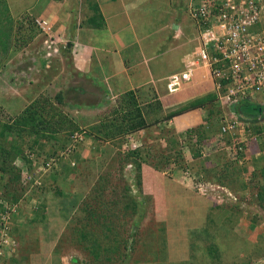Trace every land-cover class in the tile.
<instances>
[{
  "label": "crops",
  "instance_id": "0c3cea01",
  "mask_svg": "<svg viewBox=\"0 0 264 264\" xmlns=\"http://www.w3.org/2000/svg\"><path fill=\"white\" fill-rule=\"evenodd\" d=\"M36 1L37 4L22 0V6L17 8L16 0H11L9 12L39 13V19L46 20L52 28L53 38L36 32L30 45L24 48L25 61L20 63L31 69L30 82L17 83L20 77L12 80L9 76L15 82L13 86H34L38 97L51 93L57 86H64L61 90L64 96L66 92H74L76 86H100V102L83 110L95 123L105 115L100 106H106L107 92L113 105L117 103L115 99L131 90L137 92L141 106L160 102L162 109L149 113L158 119L153 126L134 133V140L141 144L146 155L176 153V147L168 146L173 138L184 140L189 130L207 131L214 123L217 130L206 133L204 141L219 137L220 115L219 118L215 113L205 115L201 108L206 107L205 100L199 103L200 109L196 106L169 117L179 108L215 93V82L206 68H200L197 76L179 91L170 94L167 90V78L181 72L183 59L193 52L194 34L184 8L186 0ZM168 42L176 45L169 46ZM13 48L10 51L17 50ZM13 55L14 51L10 57ZM0 71L8 74L7 67ZM262 100L259 95L237 114L257 129L264 126V121L259 122L263 115L253 113V106ZM213 143L220 147L219 143ZM198 150L200 157L194 155ZM204 150L200 145L192 152L193 162L184 165L168 160L156 165L144 163L142 235L123 264H264V210L259 206L251 208L255 216L251 219L246 218L247 213L233 217L230 205L220 207L219 211L209 196L195 189V182L203 186L212 181L208 178L217 176L214 168L221 164L219 156H225L218 154L216 158L206 155ZM207 169L211 176L207 175ZM188 173L193 181L187 179ZM230 239L233 245L241 247V254L235 255L230 250ZM222 242L224 247L219 245ZM252 251L254 254L250 255Z\"/></svg>",
  "mask_w": 264,
  "mask_h": 264
},
{
  "label": "rangeland",
  "instance_id": "374dc122",
  "mask_svg": "<svg viewBox=\"0 0 264 264\" xmlns=\"http://www.w3.org/2000/svg\"><path fill=\"white\" fill-rule=\"evenodd\" d=\"M21 1L22 0H16L17 8L22 6ZM28 1H33L37 4L36 0ZM10 2L11 0H0V57L2 56L0 58V69L3 66L7 67L8 73L7 75H4V73L0 71V133L1 131H3L2 127L4 125L11 124L12 130H10V132H14L18 136H24L25 140H28L29 143L30 141H38V139L39 142H41L39 136H37L38 134L36 132V129L39 128V130H41L40 128H46L44 129V131L48 133V137L45 139H41L42 142H47V145L44 147V150L46 151L45 154L55 151L54 157H59V164L54 166V169L50 170L47 173L48 175L45 178V182L42 184V186L39 187L40 189L38 191L35 190L33 192H27L24 195L25 198L22 201V206L18 207L20 216L17 220L16 226L19 228L25 227L24 229L26 230V233L20 243V250L18 251V253H16L17 255H15V257L18 260V264H20V262L21 264H82L81 262L90 264V262H94L93 256L89 252L93 248V245L91 244L92 242H89V239H81L82 237H80L78 233L76 235L78 229L82 230L81 226L84 225L82 221H84L83 218L85 213H83L82 210L86 208L84 207L85 205L89 204L92 210L95 211L96 215L93 216V218L95 219V221H100V223L95 224V228H98L101 225L105 224L108 220L106 216H109V221L114 224V231L116 230V228L119 229V232L121 231L125 238L133 234L136 230V223L141 217L143 208V200L140 196V185L136 181L139 171L137 172V175L134 176L131 169L132 162L137 157L132 155V161L128 157L130 155L129 146H131L127 139L128 136H130L129 134L109 141H97L96 138H93L96 136L95 134H93V126L96 123L92 119L91 115H85L83 110L86 109V104L90 106V104L92 103L94 104L100 102V86H76L74 92H72L73 90L69 92V94L66 92L63 105L59 103V100H57L56 96L58 92L63 90L64 86H57L51 93H45L42 97H38L39 94L34 90V86H13L15 82H11L10 77H12V80L20 77L19 79L21 81H17V83L30 82L31 69L28 66L25 67L20 63H23V60L25 61V56L23 55V53H25L24 48L30 45V30H34L35 32L38 31L39 34H42V32L39 30L36 24V20H39L38 18H40L39 13H36L35 11H24L23 14H12L8 9ZM36 11H38V9ZM8 13L10 17L8 16ZM188 22L189 26L195 31V23L190 20H188ZM8 40H10L11 42L6 45V42ZM168 45L175 46L176 43L168 42ZM13 47H17V50H12L14 51V55L13 57H10L12 55V51L10 50ZM4 49H6V53L4 52ZM16 58L19 59V65H17ZM23 70L25 72H22ZM15 73L17 75H15ZM97 84L100 85V82H97ZM72 95H74L75 97L71 98ZM43 97L46 100H44L43 103L47 104L42 105V107L38 105V109L40 111L38 114L34 115V122L33 120L28 119L22 125L24 126V128L21 129L20 127L19 129V127L16 125L17 118L21 116V114L28 108V106H31L33 102L40 100ZM213 97L214 94L208 93L204 97L197 99L195 102H192V104L197 103L198 101L200 102V100H205L204 106H206V108H204V114H210L211 112L207 111H210L212 109L211 104L212 102L214 103L216 101H214ZM118 100L119 99H115V102H118ZM75 103L78 105H82V107L79 109L78 107L74 106ZM112 104L114 103H111V105L109 106L104 105L103 114L113 112ZM60 107L65 113L69 114L70 116L75 115L78 120H80V127H83V129L87 128L91 134L89 139L86 140L84 146H76L77 153L79 155H75L70 159V161L68 160L69 157L62 155V152L66 148L62 150L60 148H62L63 144L66 142L62 141V138L64 137L65 140H68V138H70L72 140L71 137L73 135V132L71 130H61L58 134H55V132L53 131V126L49 125L51 124V121L50 123L45 122V120H50V118L48 117V112L51 109H55L53 110L52 114H57L58 108ZM36 108L37 107L34 106L33 110L35 111ZM196 109H200L199 105L198 107H196ZM37 115H39V117H37ZM80 115L84 117L82 121ZM116 115V117H120L121 114ZM38 118L44 119V122L47 125L42 124L40 127H38ZM147 119H153L149 120L148 122L155 123L154 121L156 120V117L151 115ZM40 124L41 123H39V125ZM216 130L217 127L212 124L207 130V133L209 134ZM4 136L7 137L8 135L4 134ZM58 136H62L60 137L61 139H59ZM65 136L68 138L66 139ZM197 136V134H194L192 138H197ZM8 140L10 141L11 139ZM211 142H220L221 144L224 143V141L220 137H217V139L214 141H208L207 147H204V152L206 155L208 154L211 156L212 154L217 158L219 154V146H213L214 143L212 144ZM253 142V144H246L248 149L252 150L255 148L254 145H256L257 143H255V141ZM209 143L212 145H209ZM137 145L141 146L139 142H137ZM234 145H237L236 139L234 140V142H232L231 147L234 148ZM36 148L38 149L37 145ZM177 150L180 151V149ZM244 150L245 149L243 148V151ZM260 150L264 151L263 141H261L260 143ZM181 152H183L182 155L180 153L179 155L172 152V157L169 156V152H162L158 154L152 153L149 155L141 153L142 155L139 156V158L148 165H156V163L158 162L163 164L165 163L164 161L168 159H172V161H168V163L175 161L177 165H184L186 164V162H193L192 160H194V157L191 151L187 150V148L184 147ZM225 152L226 154H228V156L223 157L220 155L218 158V162L221 164L214 168L216 170L217 176H211V172H209V169H207V175L211 176V178L208 179L212 181H209L206 184L209 187L207 191L210 190L211 193L209 194L206 192L205 194L207 196H212L211 194H213L215 197L218 196L216 202H212V204L213 206L215 205V208L218 207L219 211H221L220 207L224 206L222 200L220 199H224L228 195V192L232 190V187H230L231 185L228 183L231 180L228 181L230 177H228L229 173H227V170H225L227 169L226 165H228L229 162L231 163V161L233 163H236L237 165H235V170H233V168H229L230 170H233V172H237L238 175H241L243 178H245L246 175L244 169L252 167V161L250 158L247 160L244 159L242 161L238 160V155H236L237 152H235L234 155L230 151V147L228 146ZM143 153L145 152L143 151ZM38 157L40 158L39 162L41 164V167L44 166V161L46 160L45 155L41 154ZM79 158L81 159V161H79ZM179 158L184 162H181ZM259 160L260 159L257 160V163H259ZM16 163L17 166H20L21 162L17 161ZM73 163H75V165H73ZM69 167L74 169V171L68 174V169L66 168ZM204 167L205 166H203V168ZM45 169L47 168L45 167ZM190 170L189 172L192 171ZM218 173L220 174V176H218ZM231 176L234 177V175ZM189 177H191V175ZM191 178L187 179L193 181ZM186 182L188 183V181ZM224 182L226 183L224 184ZM200 194L202 195V192ZM235 196L237 200L231 199L228 201V204L225 205H230L229 203L232 202L235 205L232 208L234 212L238 207H241V210L239 211L244 210V214L247 213L246 218L248 217L250 219L254 217V212L253 210H251V208L255 209V207L257 206L253 204L250 195H247L246 193L243 195L242 193L240 195L241 198L239 194ZM75 198L81 199H79V201H77L75 205L74 211L78 213L74 217L72 215H69L65 207H67V205L69 207L71 203L67 202H73ZM84 200H86L87 202L83 203ZM241 201H243V203H241ZM134 202L136 203L135 205ZM40 204V208H43L41 209V211L44 210L43 213L47 217L46 222L48 228H50V231L54 230L58 233L49 241L45 240V230L42 227V224H34L32 222V220L36 216L35 214H37V212L39 211ZM0 205L5 207L8 205V203L5 201V198H0ZM246 206H248L247 210ZM108 207H110L111 209L110 212H107L106 208ZM229 207L231 208V205ZM71 216L73 217L72 219H70ZM218 216L219 215H217V217ZM76 218H78L79 223H75ZM29 222H31L30 225ZM138 229H140V226L138 227ZM89 231L96 232L97 230L94 229L93 226H91ZM82 232L84 231L82 230ZM141 232L142 229H140L139 232L140 237L142 235ZM17 236L19 237L18 234ZM129 240L130 242H132V239ZM219 245L220 247H224L223 242ZM228 246L233 254H241V247L236 243L233 245L232 239H230ZM253 254L254 252L252 251V254L250 255ZM74 259H76L77 262L73 261ZM121 264L123 263L121 262Z\"/></svg>",
  "mask_w": 264,
  "mask_h": 264
},
{
  "label": "trees",
  "instance_id": "16d2710c",
  "mask_svg": "<svg viewBox=\"0 0 264 264\" xmlns=\"http://www.w3.org/2000/svg\"><path fill=\"white\" fill-rule=\"evenodd\" d=\"M8 16H9V13H8ZM36 32L34 30H30V41H32L34 37L37 35ZM9 42L11 41L8 40L6 42V45H8ZM109 95H110L109 92H107V94H105V97H104V101L106 105L108 104L111 105L112 103L111 99L110 100L107 99V96ZM56 97H57V100H59V103L63 105V101L65 99L64 93L60 91L57 93ZM44 100L45 99L43 97L40 100L33 102L34 104L32 103L31 106H28V108L24 110L21 116L17 118L16 125L19 127V129L20 127L21 129L24 128V126L22 125L28 119L33 120L34 122V118H35L34 115L38 114L40 111L38 109V105L42 107V105L47 104V103H43ZM139 100L140 99L137 96V92H135L134 90L133 91L131 90V91H128L122 94L118 102L115 105L112 104L113 112L103 115L100 118V121L93 126L94 127L93 134H95L96 136L93 137V134H92V137L96 138L97 141H104V140L109 141V140H115L116 138L127 135V134L133 136L134 133L137 134L143 130L149 129L151 127L150 125L154 123H150L148 121L153 120V119H146L145 114L148 115V118H149L150 117L149 113L158 112L159 109H162L161 103L156 102V105L154 106L152 105L141 106L139 103ZM199 103L202 104L203 101L200 100V102L198 101L197 103H194V104L189 103L181 107L179 110L171 113L169 117H172L174 115L181 113L182 111H187L198 105H201ZM94 105L95 103L90 104V106L86 104V109L93 108ZM34 106L37 107L35 111L33 110ZM74 106L78 107L79 109L82 107V105H78L76 103L74 104ZM100 107L101 109H103L104 106H100ZM239 108L240 106L237 107V109ZM53 110L55 109H51L48 112V115H49L48 117L50 118V120H45V122L50 123L51 121V124L49 125L53 126V131L55 132V134H58L61 130L62 131L71 130L73 133H75V131H79V132L85 131L86 140L89 139L91 135L89 130L87 128L83 129V127H80V120H78V118L75 115L70 116L69 114L65 113L61 107L58 108L57 114H52ZM116 114H121V115L120 117H116L117 116ZM37 117H39V115H37ZM80 117L82 121L84 117L81 115ZM157 120L158 119L156 118L155 121ZM45 122H44V119H39L38 127H40L42 124H46ZM39 123L41 124L39 125ZM3 127H2L3 131H1L0 133V198H5V201L8 203V206L16 210L15 213L13 212L12 214L13 220L10 222L11 224L10 235L12 238H14V240H16L18 244L17 245L18 247L16 249V253H18V251L20 250V246H21L20 243L23 239V236H25V233H26V230L24 229L25 227L19 228L16 226L17 220L19 219V216H20L18 212V207L22 206L21 205L22 201L25 198L24 195L27 192H30V191L33 192L35 190L38 191L40 189L39 187L42 186V184L45 182V178L48 175L47 173L50 170L54 169L53 168L54 166L59 164V157H54L55 151L45 154L46 151L44 150V147L47 145L46 144L47 142H42L41 139H45L48 137V133L44 131V129L46 128H40L41 130H39V128L36 129V132L38 134L37 136H39L41 142H39V139H38V141L37 140H35L34 142L30 141L29 143L28 140H25L24 136H21V135L18 136L16 135V133L10 132V130H12L11 124L10 125L6 124ZM250 128L254 132V136L250 137L251 139H248V142L249 141L252 142L253 141L252 138H256V137L257 138L260 137L263 140L264 133L261 132L262 131L261 127L260 129H257V128H253L250 126ZM206 133H207L206 130L193 129L188 132L187 137H184V140H180V139L178 140L176 138H173L169 142V145L172 147H176V149H180V151L176 150V154L180 153L182 155L183 152L181 151L184 149V147H186L188 150L194 153V151L198 149L199 145H201L202 148L208 145L204 141L205 140L204 137L205 135H207ZM4 134H7L8 136L5 137ZM194 134L198 135L197 138H192ZM219 135H220L219 137L226 144H231V138H229V136H225L224 134H219ZM62 136H58V138L61 139L60 137ZM65 138L67 139L68 137L65 136ZM8 139H11V140L9 141ZM62 141L64 142L66 141V142L63 144V147L60 148L61 150L67 148L66 146L67 145L69 146L71 143L70 138H68V140H65L63 137ZM217 143H219L220 145V147H218L220 148L218 149L220 150L218 153L228 156V154H226L225 152V149H222L223 143L221 144L220 142H217ZM244 144L245 143L238 141L239 146L241 145L245 147ZM36 145L38 146V149L36 148ZM84 145L85 144H82V146ZM142 150L143 149H139L133 152H129L130 155L128 156L130 160H131L132 155L137 157L136 159L133 160L131 169H132V173L134 176H136L137 172L139 171L136 181L140 185L141 198L144 197V190H143L144 188H143V183H142V168H143L144 162L139 158V156L144 154ZM256 150L258 151L255 152ZM200 153L201 152L198 150V153H195L194 155L200 157ZM41 154H44L46 157L45 158L46 160L44 161V167L47 168V171H44V170L39 171L41 164L39 162L40 158L38 156H40ZM255 154H257V156H255ZM75 155H79V154L75 153L74 155H71L68 160L70 161V159L73 158ZM249 158L252 161V167H248L244 169V172L246 173L245 178H243L241 175H238L237 172H233V170H235L236 168L235 166L237 165L236 163H233L231 161V163L229 162L228 165H226L228 173H229L228 177H230L228 181L231 180L230 182L228 181L227 182L231 185L230 186L232 187L231 192L233 194L235 195L239 194L240 196L242 193L243 195L246 193L247 195H250V198L252 199L253 204L261 207L264 210V152L261 151L259 147L255 145V148L252 149L251 152L248 151V152L238 153V160L242 161L244 159L247 160ZM258 159H260L259 163H257ZM17 161H20L23 164L24 169H21L19 166L16 165ZM79 161H81L80 158H79ZM168 161H172V159H168ZM254 161H255V164H254ZM49 162H52L53 164L51 166H48L47 164ZM229 167L233 168V170H230ZM66 169H68L67 170L68 174L74 171V169H72L71 167L66 168ZM260 169L263 171H261ZM231 175H234V177H232ZM225 183L226 182H224V184ZM79 199L81 198H75L73 202L71 201L67 202V203H71L69 207L67 205L68 208L65 207L69 215H72L75 217L76 214L78 213V212H75L74 209ZM86 202H87L86 200L83 201V203H86ZM241 203H243V201H241ZM135 204L136 203L134 202V205ZM223 204L225 206V204H228V202L225 201ZM229 204L231 205V208L229 207L230 210L234 212L232 210L233 206H235L234 203L230 202ZM142 206H143V203H142ZM40 207H41V204L39 206V211L37 212V214H35L36 216L34 217L32 222L34 224L36 223H39L40 225L42 224V227L45 230L44 232L45 240L49 241L51 238L56 236L58 233L55 232L54 230L50 231V228H48L47 222H46L47 217L43 213L44 210L41 211V209L43 208H40ZM84 207H86L84 210H82V212L85 213L84 218H83L84 221H82L84 225H82L81 223L82 225L81 228L84 232H82L81 229L80 230L78 229V231L76 232V235L78 233L79 236L82 237L81 239H87V240L89 239L90 240L89 242H92L91 244L93 245V248L89 252L93 256L94 262H90V264H121V262L126 263L129 257L131 256V254L135 251L136 244H138V241L140 238L139 237L140 229H138V227L140 226L141 228V220L143 218V208H142L141 217L140 219H138V222L136 223L135 232L131 234L129 237L125 238L123 233L121 231L119 232V229L116 228V230L114 231V224H112V222L109 221L110 220L109 216H106L108 220L106 221V223L104 222L105 224L101 225L98 228H95V224L100 223V221H95V219L93 218V216L96 215L95 211L92 210L89 204L85 205ZM108 208H106L107 212H110L111 209L110 207ZM6 210H7V206L5 207V206L0 205V215L4 213ZM239 210H241V207H238L232 216L233 217L236 215L238 216L239 214L243 215L244 210L243 211H239ZM72 216L70 219L73 218ZM30 223L31 222H29V225ZM75 223H79L78 218L75 219ZM91 226H93V228L96 229L97 231L96 232L89 231ZM17 234L19 235V237L17 236ZM0 235H1V232H0ZM129 239H132V242H130ZM16 253L10 259L11 264H18V260L15 257V255H17Z\"/></svg>",
  "mask_w": 264,
  "mask_h": 264
},
{
  "label": "built area",
  "instance_id": "2783aa9c",
  "mask_svg": "<svg viewBox=\"0 0 264 264\" xmlns=\"http://www.w3.org/2000/svg\"><path fill=\"white\" fill-rule=\"evenodd\" d=\"M184 8L189 20L196 25L197 34L193 38V52L183 59L184 69L169 78L168 89L179 91L183 84L197 76L200 68H207L217 80V88L223 91L214 109L218 118L220 115L221 134L247 144L254 132L248 121L235 111L242 103L255 101L259 95L264 99V0H186ZM37 24L45 32L52 30L46 20H38ZM263 121L264 115L259 122ZM71 138L63 156L77 153L76 146L86 142L85 131L76 132ZM127 139L130 151L141 147L132 136ZM252 139L256 146L259 145L257 137ZM230 151L238 155L243 146L234 145ZM19 167L24 169L22 163ZM40 170L47 171L44 166ZM207 189L205 186L200 188L203 193H210ZM15 211L7 205V210L0 215V264H11L10 259L18 247L10 235V222Z\"/></svg>",
  "mask_w": 264,
  "mask_h": 264
},
{
  "label": "clouds",
  "instance_id": "9594fccd",
  "mask_svg": "<svg viewBox=\"0 0 264 264\" xmlns=\"http://www.w3.org/2000/svg\"><path fill=\"white\" fill-rule=\"evenodd\" d=\"M39 19V18H38ZM40 21H42V20H44V19H39ZM37 21L38 20H36V24H37ZM37 27L39 28V30L42 32V34H44V35H47V36H50L51 37V39L53 38V30H51L50 32H45V31H43L39 26H38V24H37ZM192 29V28H191ZM192 32H193V34L195 35V34H197V27H196V30L194 31L193 29H192ZM207 69V68H206ZM208 70V69H207ZM209 71V70H208ZM210 73V72H209ZM175 74H177V73H175ZM174 74H172L171 76H173ZM211 75V74H210ZM171 76H169L168 78H167V90H168V92L170 93V94H173V93H175V92H170L169 91V89H168V85H169V78L171 77ZM212 77V76H211ZM213 78V80H214V82H215V93H212V94H214V97H213V99H214V101L216 100H218L219 98H220V96L223 94V91L221 90V89H219V88H217V86H218V84H217V80H215V78L214 77H212ZM194 79V78H193ZM192 79V80H193ZM188 83H190V82H188ZM188 83H185V84H183V85H186V84H188ZM182 85V86H183ZM109 97H111V95H109ZM111 99V98H110ZM216 101L214 102L215 103V105L214 106H212L211 108V110L210 111H207V112H211L210 114H213V113H215L216 114V110H214V109H216L217 108V104H216ZM213 102H212V104H214ZM211 104V105H212ZM247 104L248 103H242L241 105H240V108L239 109H237V111H235V113L236 114H240L238 111L240 110V109H243L245 106H247ZM220 107V106H219ZM203 108V107H202ZM251 113H252V111H251ZM253 113H260V114H262V115H264V99L262 100V102H261V104H257V105H254L253 106ZM260 119V118H259ZM214 125H217V123H214ZM221 126V125H220ZM77 132H79V131H77ZM261 132H263L264 133V126H263V124H262V131ZM76 133V132H75ZM74 134V133H73ZM220 134H221V127H220ZM130 136H132V135H130ZM220 136V135H219ZM134 139H135V137H134V134H133V136H132ZM230 138V137H229ZM259 138V139H258ZM257 138V140H258V144L259 145H257L258 147H259V149H260V143H261V141H263L264 142V134H263V140L260 138V137H258ZM235 140V139H234ZM234 140L233 139H231V144H226L225 142L223 143V149H225V151H226V148H227V146L228 147H230L231 148V145H232V142H234ZM86 143V142H85ZM84 143V144H85ZM248 143H252L253 144V142H251V141H249ZM236 144H238V141H236ZM255 146V145H254ZM244 149L245 148H247V149H245L243 152H248V151H250V149H248V147L246 146V143H245V147H243ZM139 149H142V147H139ZM138 149V150H139ZM252 151V150H251ZM250 151V152H251ZM129 152H131V151H129ZM133 152V151H132ZM264 152V151H263ZM228 153V152H227ZM171 164H173V162H170ZM17 165V164H16ZM171 170H173V168H171ZM189 174V176L191 175L190 173H188ZM186 176V175H185ZM191 177H192V175H191ZM191 177H188V178H191ZM192 180H193V177L191 178ZM201 184H199L198 183V181L197 182H195V184H194V187H195V189L199 192V193H201L202 192V195H206L205 193H203V191H201L200 190V188H201ZM203 186H205V187H207V188H209L208 187V185H204L203 184ZM210 190H208V192H209ZM211 193V192H210ZM209 193V194H210ZM209 197L211 198V200L213 201V202H216V200H217V197H215V198H213L212 196H210L209 195ZM231 199H233V200H237V198H236V196L231 192V191H229L228 192V195L224 198V199H220V200H222V203H224L225 201H229V200H231Z\"/></svg>",
  "mask_w": 264,
  "mask_h": 264
},
{
  "label": "water",
  "instance_id": "95a60500",
  "mask_svg": "<svg viewBox=\"0 0 264 264\" xmlns=\"http://www.w3.org/2000/svg\"><path fill=\"white\" fill-rule=\"evenodd\" d=\"M175 28H177V26H175Z\"/></svg>",
  "mask_w": 264,
  "mask_h": 264
}]
</instances>
